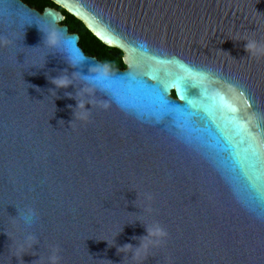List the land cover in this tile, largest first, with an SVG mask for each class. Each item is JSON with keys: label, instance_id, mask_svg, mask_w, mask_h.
I'll use <instances>...</instances> for the list:
<instances>
[{"label": "water", "instance_id": "95a60500", "mask_svg": "<svg viewBox=\"0 0 264 264\" xmlns=\"http://www.w3.org/2000/svg\"><path fill=\"white\" fill-rule=\"evenodd\" d=\"M51 1L125 69L0 0V264H264V0Z\"/></svg>", "mask_w": 264, "mask_h": 264}, {"label": "trees", "instance_id": "16d2710c", "mask_svg": "<svg viewBox=\"0 0 264 264\" xmlns=\"http://www.w3.org/2000/svg\"><path fill=\"white\" fill-rule=\"evenodd\" d=\"M22 1L40 12H42L46 7L58 9L65 16L61 25H67L70 33H77L80 36V46L87 55L98 58L104 64L110 66L111 70L125 69L123 53L120 50L104 45L85 27L81 21L67 13L64 9L55 5L51 0Z\"/></svg>", "mask_w": 264, "mask_h": 264}, {"label": "clouds", "instance_id": "9594fccd", "mask_svg": "<svg viewBox=\"0 0 264 264\" xmlns=\"http://www.w3.org/2000/svg\"><path fill=\"white\" fill-rule=\"evenodd\" d=\"M50 36H51V33H48L47 35H45L46 37L45 40H47ZM255 47H256L255 41L246 42V49H252ZM74 63L76 65H79L82 63V61L81 60L75 61ZM91 73H92L91 76L81 77V79L86 80L88 82V85L90 86H97L101 84L103 81L109 79L112 74L111 68L107 64H101V65L95 66ZM53 81L56 82L54 84L57 86V88H65L71 84L70 82L71 80L67 76H63V75L55 78ZM19 216H20V220L23 222L25 227H28V228H30L36 220V212L32 208H26V209L21 210V212L19 213ZM26 240H29V241L34 240V237L32 235H28L26 237ZM128 247H131V246L125 245L121 249L128 248ZM49 260L52 262V264H55V262L58 260V256L56 255L55 250H53V253L52 255H50Z\"/></svg>", "mask_w": 264, "mask_h": 264}, {"label": "flooded vegetation", "instance_id": "af4514ba", "mask_svg": "<svg viewBox=\"0 0 264 264\" xmlns=\"http://www.w3.org/2000/svg\"><path fill=\"white\" fill-rule=\"evenodd\" d=\"M52 8V7H51ZM56 9V8H55ZM58 10V9H57ZM99 60V59H98ZM102 62V61H101ZM120 70H123V69H120ZM172 96H174V94L172 93Z\"/></svg>", "mask_w": 264, "mask_h": 264}]
</instances>
